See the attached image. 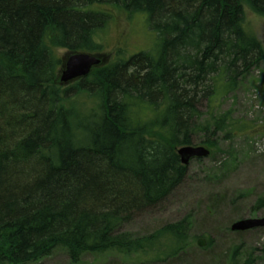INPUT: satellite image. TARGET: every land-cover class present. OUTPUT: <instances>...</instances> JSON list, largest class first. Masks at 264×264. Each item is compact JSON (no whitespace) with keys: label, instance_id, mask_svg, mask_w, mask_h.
<instances>
[{"label":"trees","instance_id":"obj_1","mask_svg":"<svg viewBox=\"0 0 264 264\" xmlns=\"http://www.w3.org/2000/svg\"><path fill=\"white\" fill-rule=\"evenodd\" d=\"M244 6L264 17V0H0V264L58 249L71 264L151 252L146 263L158 264L190 250L187 217L142 237L122 227L184 184L180 147L231 127L228 114L199 109L264 63ZM114 12L145 16L153 49L119 51L61 86L57 53L102 54L96 36ZM228 264L264 257L235 249Z\"/></svg>","mask_w":264,"mask_h":264},{"label":"rangeland","instance_id":"obj_2","mask_svg":"<svg viewBox=\"0 0 264 264\" xmlns=\"http://www.w3.org/2000/svg\"><path fill=\"white\" fill-rule=\"evenodd\" d=\"M244 13L246 27L264 48V17L247 6ZM141 16L129 19L124 13L114 12L113 19L96 36L104 46L103 53L113 59L119 51L128 58L144 49L152 50L155 36L147 29L145 16ZM57 54L62 57L65 52ZM201 104L199 110L204 117L212 110L214 115H229L232 124L229 133L218 134L216 139L197 135L193 146H207L202 142L207 139L216 142L209 148V157L191 159L184 184L160 206L124 225L122 232L142 237L165 223L187 217L191 222L187 240L190 250L158 264H228L235 249L240 259L251 253L263 259L264 228L232 232L230 225L241 219L261 218L264 213L254 210L257 199L264 195V63L238 79L234 90L224 98L210 102L207 108V102ZM198 240L204 241L203 247L197 245ZM152 253L139 259L114 253L84 255L77 264H139L137 261L148 264ZM35 264H71V261L64 250L58 249Z\"/></svg>","mask_w":264,"mask_h":264},{"label":"water","instance_id":"obj_3","mask_svg":"<svg viewBox=\"0 0 264 264\" xmlns=\"http://www.w3.org/2000/svg\"><path fill=\"white\" fill-rule=\"evenodd\" d=\"M62 70L59 77L60 84H68L80 78L86 77L93 67L99 66L105 62V58L100 55H91L87 53L67 54L62 58ZM180 161L187 165L193 158H205L209 151L203 147L185 146L177 151ZM264 228V218H250L234 222L230 226L233 232H245L249 230ZM198 246L203 247L204 241L199 240Z\"/></svg>","mask_w":264,"mask_h":264}]
</instances>
